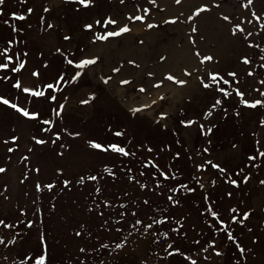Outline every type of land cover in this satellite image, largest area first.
Listing matches in <instances>:
<instances>
[{
    "label": "snow or ice",
    "instance_id": "obj_1",
    "mask_svg": "<svg viewBox=\"0 0 264 264\" xmlns=\"http://www.w3.org/2000/svg\"><path fill=\"white\" fill-rule=\"evenodd\" d=\"M18 2L25 7L11 10L7 15L22 23L35 8L27 6L28 0ZM70 2L80 33L87 38L86 43L80 46L78 55L71 47H55L54 51L60 54L64 67L57 69L47 82L41 80L39 84L24 86V71L39 79L42 71L50 67L49 59H43L39 66L27 67V47L23 51L17 50L18 45L26 43L18 38L25 31L24 27L12 24L8 37L0 35V82H6L19 93L28 94L29 105L22 106L17 102L19 94L15 99L0 94V107L16 116V121L11 122V131L5 133V138L0 141L5 147V159L0 161V176L9 173L13 163L9 154L19 152L21 136L16 134L18 122L33 124L40 133H51L48 139L31 135L33 145L17 154L16 163L22 165L18 183L24 185L31 178L33 193L40 195L31 201L35 209L34 218H28L30 209L19 204L10 215L0 218L3 229L16 230L10 239L0 234V246L10 253L17 243L23 242L18 239L21 232L27 236L35 224L43 227L44 209L37 201L45 190L51 194L58 188V193L51 195L49 218L57 209L56 201L66 191L79 189L82 193L72 200L76 215L64 217L76 241L75 256L69 257L67 264H72L73 259L75 264H249L251 258L264 257V234L251 235L249 246L241 242L242 233H237L238 228L253 233L250 224L254 210H242L233 204L227 209L229 215L224 217L214 192L218 179L222 178L232 186L224 195L233 197L234 190L241 184L250 183L253 170L258 171L264 166V0H235L239 6L235 18L221 7L223 0H172L180 8L166 18H147L146 14L152 10L149 6L137 5L117 16L102 7L105 0ZM119 2L123 4L124 0ZM63 3L65 0H44L40 9L51 15L57 5ZM147 3L154 6L157 0H147ZM4 5L5 0H0V16L5 14ZM39 20L46 29L54 30V18L46 19L41 15ZM133 21L138 24L133 25ZM9 23V19L3 20L4 25ZM160 24H179L186 28L187 62L169 64L167 53H157V59L162 63L144 67L141 55L135 51V46L130 45L126 54L108 64L107 71L97 69V64H103L105 58L95 51L96 42L111 43L109 38H123L131 34L134 27L156 29ZM214 26L226 29L231 46L239 49L235 65L230 68H221V57L204 46L207 33ZM27 27L31 28V24ZM62 39L67 42L72 37L63 34ZM143 43V40L139 41L140 45ZM38 54L43 56V52ZM86 74L102 87L107 86L114 98L122 102L128 97L122 94L120 86H124V90L131 88L135 103H125L124 114L132 123L140 116H147L149 113L145 110H151V123L158 142L155 145L138 142L132 147V135H127L126 143L90 137L85 140V151L90 157L112 156L114 159H101L100 169H84L82 174L74 176H69L64 165H57L54 175L44 182L39 178L41 163L32 161L34 146L55 145L61 140L62 133L73 138L82 134L77 130L70 131L66 126L54 130L57 122L44 118L31 105L34 100L41 99L57 102L54 92H60L67 85H76ZM193 78L195 84L190 86ZM165 85H170L171 93L179 92L187 101L176 109L180 115L175 117V126L172 125L173 112L170 109H153L169 94V90H161ZM154 90L157 93L155 98L152 95ZM142 95L146 101L141 100ZM87 96V100L81 99L79 103L88 105L94 102L99 91H89ZM64 111L65 104L58 103L50 108L49 115L63 119ZM229 122L238 126L239 136L247 139L249 144L245 148L240 140L230 141L229 153L222 159L215 154L212 137ZM106 130L118 138L125 137L127 133V128L120 129L119 126L113 130L111 123L106 125ZM168 135H172L174 141H168L165 138ZM181 137L184 138L182 147L193 161V171L188 176L174 163L163 160L169 154L173 162L183 159L181 151L172 152L173 142L181 145ZM59 148L61 151L56 152V157L63 158L64 150L71 151L72 146L60 143ZM137 150H143L139 157ZM124 158H128L127 164H124ZM116 160L120 161L119 166ZM136 165L138 167L133 174ZM101 172L107 175H100ZM121 178L125 187L119 189V194L106 190L109 181L115 184ZM189 179L193 181L192 185ZM89 182H92L91 188L86 191ZM257 184L261 186L257 207L264 208V179L257 178ZM197 189L202 190L199 195ZM9 191L7 182L0 183L3 201L10 202L6 194ZM22 194L24 197L30 195L28 191ZM260 226L264 228V219ZM109 233L115 235L109 236ZM20 255L23 256L20 264H65L62 250L53 247L47 231L37 230L35 244ZM5 262L14 264L8 255L0 253V264Z\"/></svg>",
    "mask_w": 264,
    "mask_h": 264
},
{
    "label": "rangeland",
    "instance_id": "obj_2",
    "mask_svg": "<svg viewBox=\"0 0 264 264\" xmlns=\"http://www.w3.org/2000/svg\"><path fill=\"white\" fill-rule=\"evenodd\" d=\"M43 2L44 0H35L33 5H31L35 8V11L32 13L33 17L31 19V22L34 24L33 26L36 29V32L27 45L29 53V64L27 65V67L30 69L33 66H39L42 63L43 59H49L50 67L45 71L47 76H45V73L43 74L45 78L49 79V77L51 78L56 74V71L57 69H59L61 63L60 54L55 53L54 51L55 47H71L76 51V54L78 55L80 46L86 43L87 38L80 33L78 19L73 14V5L70 0H65V3L58 4L55 11L51 12V15H47L41 11L40 4ZM137 5L149 6L152 9L149 13H147L148 18H166L168 14L175 13L177 12L178 8H180V6L173 4L172 0H157L156 5L154 6L148 5L147 0H124L123 4H121L119 0H105L102 7L112 13L117 12L115 14L118 16L122 15L129 7L134 8ZM237 5L238 4L235 2V0H223L221 7L226 12H231L233 17L235 18L237 16L239 8V6ZM41 15L46 16V19L54 18V30L46 29L44 23L39 20V16ZM135 24L137 25L138 22L135 21ZM112 27L114 28L115 26ZM41 29L45 30L42 31ZM63 34L70 35L72 39L67 42L63 41ZM140 40L144 41L143 45L139 44ZM199 43L200 42L198 41V44ZM112 44L113 45H111V53L114 56L113 61L110 60V55L106 56L107 50L106 46H104V43L102 41L96 42L95 51L103 55L105 58L103 64H97V69H103L104 71H107L108 64L114 63L121 55L126 54L130 45L135 46V51H137L141 55V59L144 61V67L151 68L154 64L162 63L158 61L157 53H167L169 57V64L187 62L186 58L188 53V41L186 39V28L182 27L179 24H160L156 29H141L137 26L133 28L131 34L125 35L123 38H116L115 40H113ZM204 46L206 49L215 52L221 57V68H230L235 65L236 52L239 49L231 46L226 29L220 28L218 26L212 27L207 33V38ZM40 52H43V56H40L38 54ZM109 74L115 76L114 73ZM22 81L24 83V86H31L34 83L39 84L41 81V77L39 79L31 77L29 72L26 71V73H23L22 75ZM194 84L195 80L193 78L190 86H194ZM77 85L80 87L77 88L76 91L67 98V100L64 99L60 102L65 104V111L62 113L63 119H60L59 117H56L54 115H43V117L50 118L54 122H57V127L54 130H59V128L66 126L70 131H80L82 135L81 137L73 138L62 133L61 140L58 141L55 145L49 143L44 146H34L35 155L32 158V161L33 163H35V161L38 160L42 165V174L39 175V178L41 180L45 178L48 180L49 177H52L54 174V168L57 165H64L67 172L70 173L71 171L75 170V168H78L82 164H85L82 159H85L87 156H89L85 151V140L95 135H100L99 125H103L104 121L106 120L103 119V115L106 114L103 112L104 109L94 106V102H91L88 105H82L79 103V100L81 99H88L87 93L89 91H99L100 98L102 97V99H104L105 101V105L103 107L106 106V108L109 109L110 106H113L123 114V106L125 103H135L131 88L124 90V86H120L122 89V94L128 97L127 100L122 102L121 99L114 98L112 92L108 90L107 86H104L108 94L111 95L113 100L118 102L120 106H116L115 103L114 105L108 98H104L102 96L106 94L102 92L101 88H98L99 85L101 86V84L95 80H90L87 74L80 79ZM176 87L179 88L180 86ZM9 89L10 86L6 82H0V94L7 95ZM161 90H169V94L165 96L164 101L158 102V105H154L153 109H155L156 111L166 108L170 109L173 112L172 125L175 126V117L180 115V113L176 109L179 106H183L187 101L179 92L174 94L171 93L170 85L162 86ZM18 94L19 100L17 102L21 103L22 106H29L27 104L28 94L19 93L18 90L15 89L10 92V95H12V99H15ZM152 95L153 98H155V96L157 95L155 90L153 91ZM146 99L147 98L145 96H141L142 101H146ZM32 105H35L34 108L36 107L40 110H43V108L47 107L48 103L47 101L41 99L34 100ZM110 111L111 110H109L108 112ZM145 111H147L149 114L147 116H140V118L142 119H138L137 122H141L143 124H139V126H145L148 128V125H150L149 122H151L152 111ZM115 112L113 111L111 113ZM147 119H149L150 121ZM15 121V113L5 110L4 107H0V141L5 138V133L11 131V122ZM41 126L47 127V125ZM16 134L21 136V139L19 141V152L9 154L12 155L13 158V163L10 166L9 173L6 176H0V183L7 182L10 189L9 193H6L10 197V202L3 201V199L0 198V218H3L5 215H10L12 212H14L15 206L17 204L30 209V211L28 212V218H34L33 212L35 211V209L31 204V201L33 199H36L38 194L33 193L31 178L24 185H20L18 183L17 177L20 175L22 165L16 163L17 154L23 153L29 145H33V142L30 139L31 135L36 134L40 135L44 139H48L51 133H40L39 129L34 127L33 124L20 121L17 124ZM246 136L247 133H245V137ZM212 138L214 141L213 148L215 150V154L220 156L222 159L225 158L229 153L230 141L237 142V140H240L245 148L249 144L247 139L241 138L239 136L238 126L234 125L232 122H229L223 127L219 128ZM181 139L184 138L181 137ZM60 143H64L66 145L70 144L72 146L71 151L67 149L64 150L65 157L63 158L56 157V152L61 151V149L59 148ZM4 159L5 147L2 145V143H0V161H3ZM93 159H96L97 161L100 159V157ZM191 164L193 168L192 159ZM212 171L214 172L215 170ZM217 175L219 176L220 174ZM257 178L264 179V166H261L258 171L253 170V177L251 178L250 183L247 185L241 184L239 188L234 190L233 197L228 198L224 195L225 191L231 190L232 186L226 184L222 178L218 179V183L214 187V192L215 198L226 204V209L231 207V205L233 204L237 205L242 210H248L249 208L253 209L255 214L251 218L250 226L253 227L254 233L257 234L260 231L262 232V234H264V228L260 226V221L264 219V208L257 207V205L260 204L259 193L261 190V186L257 184ZM23 191H28L30 195L28 197H24L22 194ZM81 195L82 193L79 189H75L72 192L66 191V194L61 196L58 201H56L57 209L55 213L56 215H58V219L64 220L65 216L71 218L73 215H76L75 206L72 204V200L77 199ZM249 198L250 200L248 202ZM67 199L69 200V202ZM60 223L64 225V227L62 228L63 234L68 237L66 233H69L71 228L67 227L68 224H66L65 221H62ZM37 226L39 225L37 224ZM34 231H36V227L33 229V232ZM0 234H5L7 235V238L10 239L13 234H16V230L3 229L2 226H0ZM70 235L71 237H68L66 241L67 243H69V247L67 249L69 250L68 256L74 257L76 253V241L72 237V234ZM31 240V242L33 243L36 241V239L33 237ZM89 243H92V241H89ZM20 245L21 243H17L10 253L4 250L3 246H0V253L8 255L9 261L14 262V264H20V262L23 261V256L20 255ZM72 263L75 264L74 259ZM5 264H8V262H5ZM24 264H27V262H24ZM249 264H264V257L258 256L256 258H251L249 260Z\"/></svg>",
    "mask_w": 264,
    "mask_h": 264
},
{
    "label": "trees",
    "instance_id": "obj_3",
    "mask_svg": "<svg viewBox=\"0 0 264 264\" xmlns=\"http://www.w3.org/2000/svg\"><path fill=\"white\" fill-rule=\"evenodd\" d=\"M34 1L35 0H28V5L27 6L33 5ZM4 7H5V14L3 16H0V35H3L4 37H8L9 31H10V28H11L12 24H18V26L24 27L25 31L23 33H20L18 38L23 40V41H26V43H22V44L17 46V50L23 51L25 49V47H27V45L29 44V41H31L34 33L36 32V29L33 26L34 24L31 22V19H32L33 16H32V14H30L25 19V21H23L22 23H19L16 18L9 17L7 15V13L9 11H11V10L22 9L25 6L21 5L18 2V0H5ZM4 19H9V21H10L9 25H4L3 24V20ZM28 24H31V28L27 27ZM13 35H16V34L13 33ZM63 67H64V65L62 63H60L59 69L62 70ZM23 73H26V71H24ZM44 73H45V76H47L46 72L42 71L41 80H44L45 82H47L49 79L45 78L43 76ZM79 87L80 86H78L77 84L76 85H67V86H65L64 89H61L60 92H54V94L57 95V102L47 101V103H48V105L46 107L47 109L43 108V110H40L39 108H36V107H35V109L39 110L42 113V115H49L50 108L56 107L58 103H60L62 100H64V97L68 98ZM98 88L99 89L101 88L102 92H104L106 94V95H102L104 98H108L113 104L115 103L116 106H120L119 103L116 102L115 100H113L112 96L108 94V92L106 91L104 86L102 87V86L99 85ZM12 90L13 89H11V88L8 90L7 95L9 96V98H11V96H12V95H10V92ZM44 91L47 93L46 89H44ZM94 104H95L94 106H96L98 108L99 107L101 109L103 108L104 109L103 112L106 113V114L103 115L104 116L103 119H106V120L104 121L103 125H101V126L99 125V127H100V132H99L100 135H98V136L95 135L96 137H98V138H100L102 140H109V141H112V142L124 141L126 143L127 135H132L134 137L132 147H134L135 143H138V142L152 143L153 145H155L158 142V135L155 132V130L153 129V126H152L151 122H149L150 125H148L149 126L148 128L145 127V126H139V124H142L141 122H139V123L137 122L138 119H142L140 117H138L134 122L129 123L128 118L125 116V114H123L121 111L117 110L115 107L110 106L109 109L106 108V106L103 107L105 105V101H104V99H102V97L100 98V95L95 99ZM34 106L31 105L32 108H34ZM109 110H111V111L108 112ZM113 111L114 112L116 111V112L115 113H111ZM147 120H149V119H147ZM109 123H111L113 125V130H116L117 126H119L120 129L127 128L126 136L125 137H119V138L118 137H114L111 134V132H108L106 130V125L109 124ZM156 127L159 128V126H156ZM165 138L168 141H174V137L172 135H168ZM182 145H183V139H181V145H176L173 142L172 152L181 151L183 159H180V160H177V161L173 162L171 160V158H170L171 154H169L168 156H164L163 160L168 162V163H174L176 167H179L181 169V171H183L185 173V176H188V174L193 171V168H192V164H191V158H189L188 154L186 153L185 148L182 147ZM142 153H143V150H137L138 157L141 156ZM152 155L155 156V153H152ZM101 159H103V160H112V159H114V157H112V156H101L99 160H101ZM99 160L96 161V159H93L92 157L87 156L85 159H82V161L85 162V164H82L80 167L75 168V170L71 171L70 173L68 172V174H69V176L82 174V170L89 169V168H91L93 170H98V169H100ZM115 162L119 166L120 161L116 160ZM123 162H124V164H127L128 163V158H124ZM136 167H138V165H136L134 167L133 174H135ZM41 174H42V171H41V173L39 175H41ZM99 174L100 175H104V176L107 175V174H104L102 172L99 173ZM119 176H120V174L118 172V177ZM63 178H65V177H61V179H63ZM42 180L44 182H48V180L46 178L42 179ZM188 182H189L190 185L193 184V181H191L190 179H189ZM91 183L92 182H89V188L86 189V191L90 190ZM101 184H104L103 180H101ZM122 187H125V185L122 183V178H121L115 184H113V183H111L109 181L106 190L108 192H116L117 194H119V189L122 188ZM201 191L202 190L197 189V195H199ZM57 193H58V188L55 189L51 194H49L45 190L44 195L37 201V203H39L41 205V207L44 209L45 224H44L43 227H41L39 224H38L39 226H37V224H35L33 226V228L29 231L27 236H25V234L23 232H21L19 234V239L23 240V242L20 245V253L24 252L25 249H27V248H29V247H31V246H33L35 244V242L34 243L31 242L32 241L31 239H32V237L36 239L35 236L37 235V230L47 231V233L49 235V239L52 242L53 247H55V248H57L59 250H62L63 255L65 257V264H67V261H68V258H69V256H68L69 255L68 254L69 250H67L68 247H69V243H67L66 241H67L68 237H71V235H70L71 234V230L69 232L70 234L66 233V235L68 236V237H66L63 234V231H62V228L64 227V225L60 223V222L65 221V220L58 219V215H56V213H53L50 218H49V214H48L49 205L51 203V201H50L51 195H56ZM38 195H40V194H38ZM249 200H250V198L248 199V202H249ZM68 202H69V200H68ZM218 202H219V210L223 213V216L224 217L228 216L229 213H228L227 209L225 208L226 204H224L220 200H218ZM193 219H195L194 213H193ZM17 227L19 228V226H17ZM35 227H36V231L33 232V229ZM67 227L70 228L69 226H67ZM95 230L96 229H94V231ZM204 232L207 233V229L206 228L204 229ZM237 233L238 234L242 233L243 239H242L241 242L242 243H247L249 245H251V243H250L251 235L256 234L254 232L253 233H248L247 231L239 229V228L237 229ZM123 234L124 233H121V236H123ZM257 234H262V232L259 231ZM108 235L109 236H114L115 233H109ZM102 254L103 253H101V255ZM72 262H73V260H72Z\"/></svg>",
    "mask_w": 264,
    "mask_h": 264
},
{
    "label": "bare ground",
    "instance_id": "obj_4",
    "mask_svg": "<svg viewBox=\"0 0 264 264\" xmlns=\"http://www.w3.org/2000/svg\"><path fill=\"white\" fill-rule=\"evenodd\" d=\"M235 6V5H234ZM238 6V5H237ZM125 8V7H124ZM133 9V7H129L126 11H130V10H132ZM125 11V12H126ZM115 13H117V12H115ZM119 13V12H118ZM118 16H120V15H118ZM146 17L148 18V15L146 14ZM132 24L133 25H136L135 24V21H133L132 22ZM117 37H112V38H109V40H110V42L111 43H109V42H104V41H102L103 43H104V46H106V50H107V54H106V56H109L110 55V60L111 61H113V58H114V56H113V54L111 53V45H113L112 44V42H113V40H115ZM119 57V56H118ZM109 60V59H108Z\"/></svg>",
    "mask_w": 264,
    "mask_h": 264
}]
</instances>
